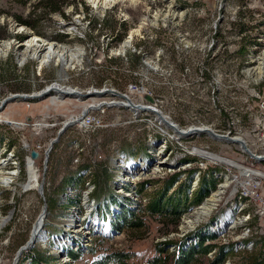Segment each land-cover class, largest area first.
Returning <instances> with one entry per match:
<instances>
[{
  "label": "rangeland",
  "instance_id": "374dc122",
  "mask_svg": "<svg viewBox=\"0 0 264 264\" xmlns=\"http://www.w3.org/2000/svg\"><path fill=\"white\" fill-rule=\"evenodd\" d=\"M38 1L0 0V45L4 41H10L12 46L16 44L21 45L33 33L43 39L59 42V44L82 46L85 49L84 66L68 68L64 72L61 63L55 64L51 62L44 65L38 71V63L35 59H29L24 62V65H19V58L13 47L6 56H0V102L4 96L12 92H38L43 87L55 82L78 88L81 91L82 89L87 90L92 86L101 88L105 84L125 90L130 80L144 78L143 81L147 88L152 90L156 95H160L162 107L179 124L185 126L192 122L203 121L205 123H212L216 127L222 126L223 114L212 103V86L205 81H196L195 67L189 72H184L183 68L185 67L179 60L180 58L186 63H195L194 61L202 59L201 53L196 51L194 47L188 51L179 49L180 53H178L169 44L171 41L174 42V47L176 48L177 46L183 47L185 44L199 46L205 43L207 40L206 36L212 30L210 29L213 20L212 15H218L220 12L217 6L221 0H176V2L174 0L173 4L169 0H138L135 2L124 0L119 1L110 8H106L107 10L105 9L103 13L98 12L93 7L94 0H61L63 4L62 11L47 9L42 4L35 6ZM224 1L225 6L222 8L223 16L237 15L239 12V16L248 17L251 14V8L256 10V7H260L264 10V0H247L246 7L248 8L244 9L243 12H240V4H243L246 0ZM176 3L180 4L183 9ZM153 14L154 16L184 15V19L178 22L179 24L177 20H174L168 22L167 26H163L160 29L153 28V31L158 32L159 38L152 39L153 37L150 38L151 34L155 32L153 33L148 29L145 31L147 34H142L143 32H140V30L143 22L138 26L137 24L135 25L131 18L136 19V16L151 17ZM128 16L132 17L128 18ZM20 17L31 21L33 25L22 22ZM227 20L229 21L230 19ZM132 32L133 34H138H135L133 43L127 50L126 55L129 58L127 60L125 56L119 55L117 51H114V48L119 46L123 37H127ZM186 32L187 34H185ZM198 32L200 34L193 36L194 33ZM179 33H183L186 36L188 43L181 40ZM20 34L23 37H20ZM110 35L112 43L110 42L107 45L106 41ZM148 35L149 37H147ZM164 36H168L166 40ZM160 44L164 46L165 53L158 70H147L144 67L143 70L146 75L144 77L133 73L134 70L128 72L130 68L132 69L138 65L137 63L141 60V55L143 56L142 53L133 52L134 46L139 47L140 45L144 47V50H147L150 56H156ZM166 45L169 47H166ZM147 60L151 61L152 65H157V62L152 61L151 58H147ZM194 66H197V64ZM141 68L139 67L135 70L139 71ZM215 70L223 72L225 67L224 65H216ZM168 71L170 73H167ZM215 86L219 88L215 91L220 98L218 104L225 105L227 108L234 105L233 108L236 109L237 105L242 102L241 98L245 94L246 96L250 95L253 91L250 88L254 84H250L249 87H241L238 83L222 79ZM261 89L264 91V86H261ZM237 94L241 95L236 96ZM95 96L92 94L84 98H78L70 94L59 95L56 92L55 94L54 92H50L40 98L9 101L0 109V118L5 121L9 120V117L17 120H26L27 116H30L31 121L36 124L21 127L0 121V134L6 132L9 144L16 149V153L19 155L21 167L13 182L14 186L0 184V213L6 217V224L0 230V264H13L17 249L30 237L33 225L43 209L44 200L37 188L43 178L44 152L48 142L56 135L63 120L76 118L81 114L85 106L90 103H98L100 99L108 98L109 95ZM257 102V99L251 98L246 101L247 112L243 115V126L247 130L253 131L256 127L257 120L255 118L259 114ZM89 113H91L90 117L84 118V122L78 120L75 124L68 126L50 151L44 176L45 194L49 204L45 228L50 233L48 237L40 238L31 248L25 250L18 264H29L31 259L26 257V253L32 249L50 255L52 259L53 252L61 248L60 246L56 248L57 245L51 234L62 233L63 228L60 222L62 221V217H66L67 213H69V206L72 201L68 198L64 200L61 196L69 183L67 181L78 180L80 189L83 191L85 189V181L91 178L96 183L91 197L100 200L97 208L107 218L109 213H111V204L118 201V197L120 196L114 192L110 185L114 176V172L109 168L112 166V157L118 152H124L129 155L133 158L131 161L145 157L147 166L150 169V161L154 156L149 151H154L155 149L148 144L147 139L149 134L159 139L163 136L164 140L162 142L167 141L169 138L177 139L178 137L169 128L167 129L159 122L157 123V127L161 132L158 131L154 125L155 122L148 120V118L154 117V114L149 111L143 112L137 119L133 116V111L127 107H106L105 110L95 109L90 110ZM113 120H117L118 124H114ZM156 120L158 121L157 116ZM21 124H24V122H21ZM259 134L258 132L252 133L255 137ZM21 136L23 139L20 138ZM0 137L3 140V136ZM25 140L33 146H36L39 142L41 143L40 152L42 155L36 159L37 161L33 160L30 156L26 158V155L29 154V149L24 144ZM75 141L78 143H75ZM161 143L153 141V144L157 148ZM170 143L168 150L173 147V151L169 155V158L178 157L183 154L187 155L184 159H194L186 151L185 146L191 147L196 143L209 146L211 150L221 152L230 157H239L247 163L252 161V158L238 148L236 144L217 140L206 133H203L201 136L184 137V145H179L175 141H170ZM256 148L259 152L264 151V146ZM157 151L156 149L153 152L154 155H156ZM77 156L80 157V162L77 164L78 167L82 166V170L90 168V172L78 175L79 170L71 168L72 161ZM168 163L170 162L168 161ZM254 165L264 169V162L262 161L254 162ZM168 168L172 169L173 166ZM153 169L156 170V168ZM171 169H163V172L154 171L149 174L146 171V176L145 174L143 175L145 177L141 176L143 178L138 180L135 185L139 197H148L150 199V194L161 185L162 180L168 175L177 171L182 173V177H186L191 171H193L194 175L198 167L196 164H191L186 168L178 169L176 166L174 169ZM193 175L190 179V196V188L194 181ZM204 176L212 177V175L207 176L202 174L196 190L202 185ZM213 177L217 184L220 178L214 175ZM145 180H148L149 183L145 187H141V183ZM28 187L31 188L25 189ZM127 199L125 198V200ZM52 200L54 201V206L50 205L52 204ZM196 205H193V207ZM12 208H14V212L9 219V212ZM126 209L133 208L123 205L121 211ZM139 209L136 208L134 210L137 211ZM84 211L85 209L82 206V213ZM190 211L187 210L185 215ZM185 215H182L181 224ZM143 216L146 222L144 228L133 231L124 227L117 232L115 230L121 223V220L119 214L116 213L112 221V233L110 236L92 233L87 238L88 240L86 238L82 239L84 242L87 240L86 246H83L84 243H82L78 249L69 247V253L74 258V261L64 263L92 264L95 260L101 258L102 255L116 250H124L131 253V257L125 264H152L151 259L158 253L157 244L160 241L168 239L179 240L186 236L193 237V233L197 229L202 230L204 224L208 225L210 223L201 221L200 224L194 229L187 231V233L182 232L181 224L179 223L177 229L165 233L163 231V223L158 218L151 217L148 214ZM262 230L264 231V226ZM263 231L255 234L254 238L264 236ZM214 241L217 240L215 239ZM66 247L68 248V246ZM168 247L172 251L176 250L175 243L168 244ZM74 253H77L76 256ZM247 253L246 250H243L230 255V264H240L241 256ZM60 255L62 256L63 254ZM53 259H55L53 263L59 264L62 257L56 258L54 256Z\"/></svg>",
  "mask_w": 264,
  "mask_h": 264
},
{
  "label": "bare ground",
  "instance_id": "6f19581e",
  "mask_svg": "<svg viewBox=\"0 0 264 264\" xmlns=\"http://www.w3.org/2000/svg\"><path fill=\"white\" fill-rule=\"evenodd\" d=\"M119 1L124 0H94L93 7L98 10V12L103 13L106 8H110L114 6ZM138 0H131V2H135ZM171 4L174 3V0H169ZM176 2V0H175ZM169 3V4H170ZM181 9H183L180 4L176 3ZM170 8V5H169ZM168 8V9H169ZM223 7H220V19H227V16H223ZM174 9V7H172ZM107 10V9H106ZM177 10V9H176ZM185 10V9H184ZM179 11V10H177ZM178 14V13H176ZM132 16H128L131 18ZM133 20V18H131ZM184 19V15H175V16H154V14L150 16H136V19L133 20L135 25L140 26L141 22L143 25L141 27L140 32L142 31L144 34L148 29L152 31L153 28L160 29L163 26H167L168 22H172L177 20V23ZM213 19V17H212ZM149 20V22H148ZM240 23L238 25V32H245V36L238 43V52L236 55V61L234 62V77L239 83L246 84L247 87L250 84H254L252 86L253 91L257 90V86L264 82V15L259 18V15L251 16V24H250V16H239ZM159 24L158 26H154ZM179 24V23H178ZM213 24V20H212ZM247 25H250L247 30ZM152 27V28H151ZM139 28V27H138ZM136 29V28H134ZM210 29L212 26L210 25ZM133 30V29H132ZM129 34L126 38L123 37L119 46L114 48V51H117L119 55H123L128 58L127 50L132 45L133 39L135 37V33ZM147 34V33H145ZM187 34V32L185 33ZM156 36V37H154ZM149 37V35L147 36ZM153 37V38H152ZM179 37L181 40L186 41V36L183 33H179ZM125 38V39H124ZM144 38V37H143ZM152 39H158V32L151 34ZM206 42L201 45H205L208 43H213V32L209 31V34L206 36ZM146 42V40H145ZM188 43V41H186ZM14 47V50L17 53L19 58V65H24L25 61L29 59H35L38 63L37 70L40 71L42 67L51 62L55 64H62L63 71L66 72V69L73 68L76 66H82L84 60L85 49L82 46L76 45H68V44H59V42H53L51 40L43 39L38 37L36 34H30L29 39L25 43L16 44L12 46L10 41H4L0 45V56H6L10 49ZM164 46L160 44L158 46V50L156 56H150L142 47L134 46L133 52L143 54L141 55V60L139 64L142 69L146 67L147 70L153 69L158 70L160 67V62L163 60V56L165 53ZM194 49L199 53H206V46H197L189 44H185V46H177V49H182L188 51L190 49ZM258 56V57H257ZM257 57V58H256ZM147 58H151L152 61H156L157 65H152ZM205 67L206 71L210 75L212 79V90L213 93L218 87L215 84H218L219 80H222L221 72L216 71L215 67L217 63L213 61V59H205ZM84 66V65H83ZM82 66V67H83ZM55 92L59 95H74L78 98H84L82 95H79L76 90H79L75 87L65 86L59 84L58 82L53 83ZM113 88L115 86H110L105 84L103 87L99 89ZM95 86L87 90L94 91ZM83 90V92L87 91ZM99 95V94H97ZM96 97V96H95ZM40 98V97H39ZM100 99V98H99ZM219 95L215 94V103L219 102ZM109 100V99H106ZM103 101V100H102ZM121 101V99L119 100ZM107 102H110L107 101ZM122 102H128L127 98L124 97ZM110 104V103H105ZM121 104V103H117ZM102 106V105H101ZM100 106V107H101ZM99 107V108H100ZM123 107L130 108L133 111V116L137 117L138 114L143 113V107L140 106L138 108H133L131 105L123 104ZM154 108L159 109L166 119L158 113H153V118H148V120H153L154 125L157 130L160 131L157 127V123H162L167 129L169 128L177 137V139H168L165 142L164 137L162 136L159 139L156 136L149 134L148 144L153 146L154 149L158 150L156 155H154V151H148L154 156L150 161L151 167L150 169L147 166V160L145 157H141L138 160H132L129 155L124 152H118L116 155L112 157V166H110V170L114 172V176L111 180V187L114 192L118 193L120 196L118 197V201H115L111 204V213L105 218L100 210H98L97 206L100 203V200H97L95 197H91L92 191L96 187V183L92 181L91 178L85 181V189H80V185L78 184V180L71 181L67 184L65 190L61 194L64 200L71 199L72 203L69 206V213H67L66 217H62V221L60 222L63 231L61 234L52 233V235H56V239L54 242L56 243L59 250L55 251L57 255H54L58 258H61V263L64 262H72L74 261L73 257L69 253V247L71 248H79V245L84 243L83 246L87 244V238L91 236L92 233H100L103 235L110 236L112 233V221L114 220V216L116 213L120 212L123 208V205L130 206L133 209L143 208L147 204L149 198L143 197L140 198L138 191L136 189L137 181L146 176V171L149 173H153L154 171H162L163 169H171L168 167L173 166L174 169L176 166L178 169L186 168L191 164H196L197 160L195 159L194 154L190 156L194 159H184L187 155H179L178 157L169 158V155L173 151V147L168 150V145L171 144L170 141H175L179 144V142H183L184 137L188 136H201L203 132L194 131L186 135H181L177 132L172 125H170L167 121L170 120L174 123H177L178 126L182 129H188L190 126H210L214 128V124L205 123L203 121L192 122L188 125H181L177 121H175L172 116L165 111L162 107V102H154ZM98 108H92L91 110H95ZM156 116L158 121L156 120ZM87 118V117H86ZM119 118V117H118ZM75 119V118H74ZM117 119V117H116ZM78 120H82L84 122L85 119L79 118L74 120L73 124H75ZM19 122V121H18ZM8 123V122H4ZM21 123V122H20ZM115 124H118L117 120L114 121ZM5 131V130H3ZM161 132V131H160ZM166 132V131H165ZM207 134V133H206ZM0 136H3V140L0 137V184L4 186H14L13 182L17 174L20 172V159L19 155L16 153V149L9 144L8 136L5 133H1ZM241 137V136H239ZM157 143H161L158 145L153 144V141ZM221 140L222 139H217ZM27 143V142H26ZM75 143H78L75 141ZM29 149V147H28ZM199 153L210 156L212 152L200 148ZM29 156V155H27ZM173 159H175L173 161ZM34 160V159H33ZM229 164L234 163V159H227ZM37 161V160H35ZM168 161L170 163H168ZM259 162H264V159H258ZM155 163V164H154ZM187 165V166H186ZM154 166V167H153ZM168 166V167H167ZM198 169L194 173V181L190 188V194L196 190V187L199 184V180L201 179L202 174L207 176L214 175L217 178H220L219 182H217L216 187L211 190L210 194L195 207H192L188 214H184L185 218L182 220L181 229L182 232L190 231L194 229L201 221L208 223V225H203L204 231L214 230L217 233V236L220 235L219 241L220 243H231L233 244V249L237 251L250 250L253 248L255 239L254 235L261 231L264 226V220H261V224H259V212L258 206L255 204V196L253 193H233V197H230L232 192L235 190L236 181L240 180V171L237 168H230L229 166H225L218 163H206L203 167L197 166ZM153 168H156L154 170ZM158 168V170H157ZM17 169V170H12ZM78 171V175H82V173L87 174L90 172L89 169H83L82 166H76ZM147 169V170H146ZM171 169V170H172ZM75 170V169H74ZM163 172V171H162ZM258 174H263L264 172H260L259 170L255 171ZM165 173V171H164ZM145 174V176H143ZM143 176V177H141ZM125 198H128L125 200ZM102 202V201H101ZM106 203V202H104ZM82 206L85 209L84 213H82ZM11 215V214H10ZM9 215V216H10ZM83 216V217H82ZM254 219V221H253ZM85 220V222H84ZM256 220V221H255ZM6 224V217H4L0 213V230ZM263 231V230H262ZM45 232H42V234ZM87 239L85 242L84 239ZM83 239V240H82ZM197 241L198 237H191L190 241ZM217 240V238H216ZM214 241V240H213ZM209 242V241H208ZM68 246V248L66 247ZM243 249V250H242ZM215 252V249L208 253V255H212ZM60 254H63L62 256ZM61 256V257H60ZM224 264H230V257L225 261Z\"/></svg>",
  "mask_w": 264,
  "mask_h": 264
},
{
  "label": "built area",
  "instance_id": "2783aa9c",
  "mask_svg": "<svg viewBox=\"0 0 264 264\" xmlns=\"http://www.w3.org/2000/svg\"><path fill=\"white\" fill-rule=\"evenodd\" d=\"M247 2L248 1L246 0L243 4H240V12H243L244 9L248 8V7H246ZM224 6H225V1L221 0L217 7L220 9V7H224ZM255 9L256 10L251 8V10H250L251 11V14H249L250 24H251V15H259V18H260L261 15L264 14V10L262 8L256 7ZM212 17H213V24H212L213 43H208L205 45H199V46H206V53H201L202 59L198 60V61H194L195 63L189 64V63H186L183 59L179 58V60L181 61V64H183L185 67V68H183V71L189 72V71H191L192 68L195 67L196 68V78H195L196 81H199V82L205 81L209 85L212 86V79L210 78V75L206 71L205 59H213V61H215L218 66L224 65V67H225V70L223 72H221L222 79L229 80L230 82H233V83H238L239 86L244 87V86H246V84L239 83V81H237L234 77V62L236 61V55L238 52V43L245 36V32H238V25L240 23L239 12L237 13V15H227V19H230L229 21L227 19H220V12L218 13V15H212ZM248 27H250V25H247V30H248ZM198 34H200V32L194 33L193 36L198 35ZM167 37L168 36H164L165 40ZM110 42L112 43L111 35L109 36V38H107V41H106L107 45ZM169 44H170V47L174 51H177L178 53H180L179 49L174 47V42L171 41ZM166 47H169V46L166 45ZM197 51H198V47H197ZM165 57H168V56H165ZM110 58H112V57H110ZM126 59L128 60L129 58H126ZM137 64H136L137 65L136 67H133L132 69L130 68L128 70V72H132V70H134L133 73L140 74L141 77L146 76L144 73V70L142 68L139 71L135 70V69L141 67V65L139 63H137ZM195 64H197L198 67L194 66ZM167 73H170V71H168ZM143 79L144 78H142V79L136 78L134 80H130L127 83V88L125 90H121L118 87H115V90L128 95V97H130L135 103L140 104L143 107V112L149 111L152 113H156V112L150 110L148 107H154V102H162V98H160V95H156L152 90L148 89L147 86L144 84ZM263 83H261L259 86H257V90L252 91L250 93V95L246 96V94H245V96H243L241 98L242 102L237 105L236 109L233 108L234 105L229 106V108H227L225 105L216 104L215 103V94H218V93H213V90L211 91V99H212L213 105L217 106V108L223 114L222 126L221 127L214 126V129L218 132H221V133H228L232 136L243 137L247 141L248 145L253 149V151H255L256 153H259V154H264V151L259 152L256 148V147L264 146V91L261 89V86H264ZM95 88L99 89V87H95ZM105 94L109 95L108 98H102L100 100L106 101V99H109L110 101H114V102L110 103V104L104 103L98 109L105 110L106 107H116V106L117 107H123V104L126 103V102H122L125 96L117 94V93H112V92L106 91L102 95H96V96L101 97V96H104ZM146 94H151L154 97V100L148 99L146 97ZM241 94H237L236 96L241 95ZM250 98L251 99H257V101H258L257 102V104H258L257 111L259 112V114L256 115L255 120H257V122H256V127L253 129V131L247 130L243 126V119H244L243 115L247 112L246 101H248ZM120 99H121V101H119ZM117 103H121V104H117ZM90 115H91V113H88L86 115V117L88 118V117H90ZM139 115H141V114H138L137 117ZM137 117H135V118L137 119ZM9 118L10 119L7 121L0 118V121L8 122L10 125L21 126V127L29 126V125L30 126L36 125L35 122L31 121V119L28 120L26 118V120H17V119H14L12 117H9ZM114 120H113V122H114ZM96 121H93V122H96ZM20 122H24V124H21ZM93 122H91V123H93ZM88 126H86V127H88ZM36 132H38V131H36ZM253 132L254 133L258 132V134L260 133L258 136H256L257 139L255 136L252 135ZM247 134L249 137L247 136ZM22 136L20 137L21 139H23ZM222 141L226 142V143L229 142V143L236 144L238 146V148H240L243 152H246L243 150V148L241 147V144L239 142L228 141V140H224V139H222ZM49 142H48V144H49ZM24 144L26 147H29V154H27V155H29L30 157H31V155H30V148L31 147H35L39 151L42 147L40 142L36 146H33L28 141L25 140ZM48 144H47V146H48ZM179 145H184V144H183V142H179ZM200 148L212 152V153H210L211 155L205 156V155L199 153L198 150ZM185 149L189 154H194L195 159L197 160V166H199V167H203L206 163H218V164H222L225 166H229L230 168L239 169L240 180L236 181L235 190L232 192L230 197H233V193H253L255 196V204L258 206L259 224H261V220H264V175L258 174L255 171L259 170L260 172H264V169L259 167V166L254 165V162L258 161L257 158L249 155L246 152L252 158V161L250 163H247L245 160H243L239 157L238 158L237 157H230V156L225 155L221 152L211 150L209 148V146H205L203 144H196V143H194L191 147L185 146ZM27 155H26V158H27ZM41 155H42V153L40 152L39 157H41ZM181 155H183V154H181ZM44 156H45V152H44ZM79 156L74 158V160L72 161L73 162L71 164L72 169L76 168L77 164L80 162ZM39 157H37V158H39ZM37 158H32V159L36 160ZM227 159H234L235 162L232 164H229ZM45 174H46V172H45ZM28 178H29V176H28ZM28 178H27V180H28ZM29 188H31V187H28L25 189H29ZM261 231H262V229H261ZM219 237H220V235L216 237L217 241H219Z\"/></svg>",
  "mask_w": 264,
  "mask_h": 264
},
{
  "label": "trees",
  "instance_id": "16d2710c",
  "mask_svg": "<svg viewBox=\"0 0 264 264\" xmlns=\"http://www.w3.org/2000/svg\"><path fill=\"white\" fill-rule=\"evenodd\" d=\"M41 4L50 10L62 11L63 8L61 0H39L35 6ZM20 20L33 25L31 21L22 17H20ZM19 36L23 37L22 34ZM192 175L193 171L189 172L186 177H182V173L178 171L168 175L162 180L161 185L150 194V199L145 207L137 211L126 209L118 212L121 223L116 230L119 231L125 227L137 231L144 228L146 222L143 215L145 214L158 218L163 223V231L165 233L177 229L182 215L193 205L200 204L216 185L213 175L212 177L204 176L202 185L190 196L189 186ZM147 181H143L141 187H145L149 183ZM53 202L52 200L50 205L54 206ZM193 234V237H198L197 241H190L188 236L179 240L168 239L160 241L157 244L158 253L151 259L152 264H224L227 258L236 252L231 243L213 241L217 237V233L214 230L204 231L203 229H197ZM170 243L176 244V250H170L168 247ZM214 249L213 256L208 255ZM246 251L248 253L241 256L240 264H264V236H258L253 248ZM76 254L74 253L75 256ZM52 256L51 259L50 255L35 249L26 253V257L31 259L29 264H55L53 263L55 261L53 259L54 255ZM130 257L131 253L128 251L116 250L102 255L101 258L95 260L92 264H125Z\"/></svg>",
  "mask_w": 264,
  "mask_h": 264
},
{
  "label": "water",
  "instance_id": "95a60500",
  "mask_svg": "<svg viewBox=\"0 0 264 264\" xmlns=\"http://www.w3.org/2000/svg\"><path fill=\"white\" fill-rule=\"evenodd\" d=\"M62 65V64H61ZM54 85L53 83L43 87L41 90H39L38 92H29V91H17V92H12L8 95H6L1 103H0V109H2L9 101L15 100V99H29V98H38V97H44L45 95L49 94L51 91H56V89H53ZM112 92V93H117L120 95L125 96L128 99V102H126V105H131L133 108H138L141 105L135 103L130 97H128V95L118 92L113 88H106V89H97L95 88L94 91L92 90H87L85 92L81 91V90H76L75 92H77L79 95H82L83 97H87L90 95H102L104 92ZM146 97L150 100H154V97L151 94H146ZM114 101H110V102H106L105 100H100V102L98 103H90L89 105L85 106L82 109V112L79 116H77L75 119H67L64 120L62 122V125L59 127L56 135L54 137L51 138L46 150H45V158H44V171H43V178L39 184V187L37 188V190L39 191L40 195L42 196L43 200H44V204H43V209L41 211V213L39 214V216L37 217L34 225H33V229L31 231V235L30 237L27 239V241L25 243H23L16 251L15 257H14V261L13 264H18L21 255L24 253L25 250L31 248L40 238L42 237H48L50 231L48 229L45 228V223H46V218H47V214H48V200L45 194V172L47 169V161L50 155V151L52 150V148L54 147L55 142H57L60 137L61 134L66 130V128L68 126H70L71 124H73L74 120L82 118L84 119L86 117V115L89 113V111L92 108H99L102 104L104 103H113ZM150 110L160 114L163 119H166V117L164 116V114L157 108L154 107H148ZM27 119L30 120L31 117L27 116ZM170 125H172L174 127V129L179 132L181 135H186L189 134L191 132L194 131H199V132H203V133H207L208 135H210L211 137L215 138V139H224V140H228V141H235V142H239L241 144V147L243 148L244 151H246L249 155L257 158V159H264V154H259L256 153L255 151H253V149L248 145L247 141L243 138V137H236V136H232L228 133H221L216 131L214 128L206 125V126H190L188 129H182L178 126L177 123H174L170 120L167 121ZM30 155L32 158H37L40 156V151L38 149H36L35 147H31L30 148ZM193 207V206H192ZM191 207V208H192ZM190 208V209H191ZM189 209V210H190ZM14 212V208H12L9 212V219L11 218L12 214ZM118 232V230H115ZM42 232H45V234L43 235ZM186 233V232H183ZM52 238L56 239V235H52ZM191 239V237L189 238V240ZM52 255H57L56 252H53Z\"/></svg>",
  "mask_w": 264,
  "mask_h": 264
}]
</instances>
